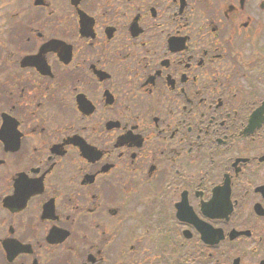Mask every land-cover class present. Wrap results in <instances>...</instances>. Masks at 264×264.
<instances>
[{
	"label": "flooded vegetation",
	"instance_id": "1",
	"mask_svg": "<svg viewBox=\"0 0 264 264\" xmlns=\"http://www.w3.org/2000/svg\"><path fill=\"white\" fill-rule=\"evenodd\" d=\"M0 264H264V0H0Z\"/></svg>",
	"mask_w": 264,
	"mask_h": 264
}]
</instances>
